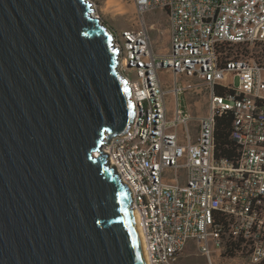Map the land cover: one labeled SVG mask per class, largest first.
Here are the masks:
<instances>
[{
  "label": "built area",
  "instance_id": "obj_1",
  "mask_svg": "<svg viewBox=\"0 0 264 264\" xmlns=\"http://www.w3.org/2000/svg\"><path fill=\"white\" fill-rule=\"evenodd\" d=\"M131 1L165 14L169 46L154 52L145 20L108 29L136 117L98 155L131 193L146 264H264V0ZM228 112L236 162L216 157Z\"/></svg>",
  "mask_w": 264,
  "mask_h": 264
},
{
  "label": "water",
  "instance_id": "obj_2",
  "mask_svg": "<svg viewBox=\"0 0 264 264\" xmlns=\"http://www.w3.org/2000/svg\"><path fill=\"white\" fill-rule=\"evenodd\" d=\"M93 9L0 0V264H145L131 193L97 156L136 112Z\"/></svg>",
  "mask_w": 264,
  "mask_h": 264
},
{
  "label": "rangeland",
  "instance_id": "obj_3",
  "mask_svg": "<svg viewBox=\"0 0 264 264\" xmlns=\"http://www.w3.org/2000/svg\"><path fill=\"white\" fill-rule=\"evenodd\" d=\"M94 4L95 13L100 18L101 23L109 30L113 32H120L126 28H132L136 22L139 20H145L150 16H154L159 21V24H156L155 30L153 33L158 36V41L156 43L159 54H164L165 50L169 46V29L167 18L165 14L155 11L146 15H140L137 12V9L133 5L131 0H91ZM116 10V11H115ZM115 11V12H114ZM149 25L154 24L155 22H149ZM258 45H254V50ZM252 46H243L242 50L244 52L250 51ZM259 56L264 60V49L263 53L259 54ZM193 246L189 249L190 253H193ZM235 256V253L231 254L230 257ZM184 264H207V261L203 257L195 256L194 254L190 257H185ZM225 260H219V264H223ZM239 264H249V262L244 259L241 261H237Z\"/></svg>",
  "mask_w": 264,
  "mask_h": 264
},
{
  "label": "trees",
  "instance_id": "obj_4",
  "mask_svg": "<svg viewBox=\"0 0 264 264\" xmlns=\"http://www.w3.org/2000/svg\"><path fill=\"white\" fill-rule=\"evenodd\" d=\"M233 122L234 117L231 112H228L221 118H217L215 132L217 159H227L236 162L239 158L238 148L231 139Z\"/></svg>",
  "mask_w": 264,
  "mask_h": 264
},
{
  "label": "bare ground",
  "instance_id": "obj_5",
  "mask_svg": "<svg viewBox=\"0 0 264 264\" xmlns=\"http://www.w3.org/2000/svg\"><path fill=\"white\" fill-rule=\"evenodd\" d=\"M94 16H97V13H95ZM97 156H99V155L97 154ZM133 216H134V221H135V225H136V230H137V233H138V237H139L140 242H141V248H142V252H143V256H144V261H145V264H146L147 259H146V252H145V248H144V243L142 242L143 237H142L141 231L138 228V222H139V214H138V212H136V211L133 210Z\"/></svg>",
  "mask_w": 264,
  "mask_h": 264
},
{
  "label": "crops",
  "instance_id": "obj_6",
  "mask_svg": "<svg viewBox=\"0 0 264 264\" xmlns=\"http://www.w3.org/2000/svg\"><path fill=\"white\" fill-rule=\"evenodd\" d=\"M147 20H148L149 22H155V23H154L155 25H156V24H159V21H158L157 18L154 17V16H150ZM148 21H146L147 24H149ZM150 40H151V47H152V49L154 50V52H156V53L159 54L160 51H158L157 46H156V43H157V41H158V36H156L155 33L151 32V34H150ZM182 263L184 264V262H182Z\"/></svg>",
  "mask_w": 264,
  "mask_h": 264
}]
</instances>
